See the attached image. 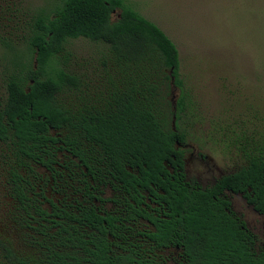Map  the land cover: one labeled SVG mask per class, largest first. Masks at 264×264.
Listing matches in <instances>:
<instances>
[{
    "label": "trees",
    "instance_id": "1",
    "mask_svg": "<svg viewBox=\"0 0 264 264\" xmlns=\"http://www.w3.org/2000/svg\"><path fill=\"white\" fill-rule=\"evenodd\" d=\"M80 38L107 45L113 66L69 65ZM180 68L175 43L124 0L31 15L0 0V264H264L227 196L264 216V109L223 129L235 171L191 178Z\"/></svg>",
    "mask_w": 264,
    "mask_h": 264
},
{
    "label": "rangeland",
    "instance_id": "2",
    "mask_svg": "<svg viewBox=\"0 0 264 264\" xmlns=\"http://www.w3.org/2000/svg\"><path fill=\"white\" fill-rule=\"evenodd\" d=\"M124 1L165 32L179 50L180 77L192 102L180 128L187 132V144L194 145L196 155L210 157L188 162L189 174L205 183L235 171L242 158L230 143L233 137L223 129L241 119L243 112L254 113V104L264 109V0ZM61 4L62 0H22L30 15L41 9L52 14ZM67 51L68 64L79 72L113 66L110 59L104 65L110 58L107 45L80 38L71 40ZM180 93L176 89L175 94ZM232 197L235 210L264 240V216L241 195Z\"/></svg>",
    "mask_w": 264,
    "mask_h": 264
},
{
    "label": "flooded vegetation",
    "instance_id": "3",
    "mask_svg": "<svg viewBox=\"0 0 264 264\" xmlns=\"http://www.w3.org/2000/svg\"><path fill=\"white\" fill-rule=\"evenodd\" d=\"M177 97V96H176ZM174 127H175V125H174ZM188 135V134H187ZM187 139H188V137H186V142L184 143V144H179V146H180V148H182L183 149V152H184V156H185V161H186V163H185V167H186V169H187V173L189 174V170H188V162H193L196 158H198L199 157V159L201 160V161H208V160H210V157L209 156H206V155H204V154H202V153H200V154H195V152H196V149H195V147H194V145L193 144H187ZM189 152H191V153H189ZM238 166H240V165H238ZM228 174V173H227ZM189 176L191 177V178H195V177H192L190 174H189ZM221 176H223V174H220V176L219 177H221ZM197 179H200V178H197ZM232 195H235V194H230V193H227V196H230V198H231V201H232V207H233V209L235 210V208H234V204H233V197H232ZM243 198H244V196L243 195H241ZM245 199V198H244ZM245 201H247L246 199H245ZM247 204L249 205V206H251L249 203H248V201H247ZM236 211V210H235ZM237 212V211H236ZM241 215V214H240ZM243 219H244V217H243ZM246 222V221H245ZM247 223V222H246Z\"/></svg>",
    "mask_w": 264,
    "mask_h": 264
}]
</instances>
